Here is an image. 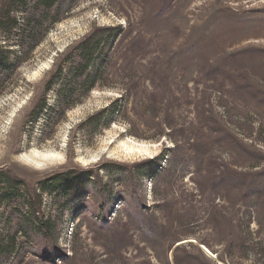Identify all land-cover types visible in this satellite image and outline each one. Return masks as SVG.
Here are the masks:
<instances>
[{
	"label": "rangeland",
	"instance_id": "obj_1",
	"mask_svg": "<svg viewBox=\"0 0 264 264\" xmlns=\"http://www.w3.org/2000/svg\"><path fill=\"white\" fill-rule=\"evenodd\" d=\"M9 2L0 264H264V0Z\"/></svg>",
	"mask_w": 264,
	"mask_h": 264
},
{
	"label": "trees",
	"instance_id": "obj_2",
	"mask_svg": "<svg viewBox=\"0 0 264 264\" xmlns=\"http://www.w3.org/2000/svg\"><path fill=\"white\" fill-rule=\"evenodd\" d=\"M54 1L55 0H48L47 8L50 5H52L54 3ZM39 2L42 3L43 0H39ZM26 4H27V0H10L8 7H9V9L11 7H16L17 9H19V8L25 7ZM89 39H90L89 42L85 43L86 46L83 47V50H84V53H85V55H83V59H82V62L84 63V68H86L90 64L91 58L93 56V53L97 49L98 44H99V41L93 40V39L91 40V38H89ZM2 59L3 58L0 57L1 67H3L2 65L4 64V61H2ZM82 71H81V73H82ZM80 74H79V76H80ZM85 82H86L85 84H87V88H90L93 85L92 75H87ZM50 84H51V81L49 82V85ZM49 85H48V87H49ZM43 107H45L44 104L41 106V108H43ZM77 180H78V177H71V176L69 177V174L58 175L56 177H50L49 179L46 180L45 186L43 187V189L48 191L49 193H52V192L56 191L57 188L66 186L65 187V191H68V189L70 188V184H72L73 182H75ZM116 180L117 181H121V176L118 177V179H116ZM0 184H5V187H7V189H8L7 190L5 188L7 191L4 190L1 193V198L6 197L7 195H8V197H16V196L19 197L20 195L23 196L18 191V186H19L20 183H14L13 184V183H10L9 181H6L3 178L2 179L0 178ZM255 194H257L256 191H255ZM254 197L256 199L257 195H255ZM139 221H142V219L140 218ZM258 224H261V223H258ZM139 229H141L143 234H146V235H148L150 232H153L150 228L149 229H145V227H139ZM110 236H112V235H110Z\"/></svg>",
	"mask_w": 264,
	"mask_h": 264
},
{
	"label": "bare ground",
	"instance_id": "obj_3",
	"mask_svg": "<svg viewBox=\"0 0 264 264\" xmlns=\"http://www.w3.org/2000/svg\"><path fill=\"white\" fill-rule=\"evenodd\" d=\"M122 147L128 152H148L150 151L151 144H146L143 142H136L131 140L130 142H122ZM34 157L31 159L35 163L40 164L41 161L49 158L59 157V152L53 150H45V151H34Z\"/></svg>",
	"mask_w": 264,
	"mask_h": 264
}]
</instances>
